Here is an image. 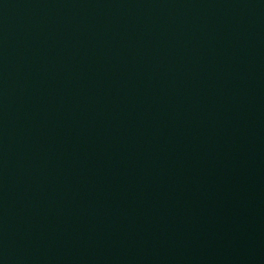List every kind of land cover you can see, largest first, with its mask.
<instances>
[{
  "label": "water",
  "instance_id": "1",
  "mask_svg": "<svg viewBox=\"0 0 264 264\" xmlns=\"http://www.w3.org/2000/svg\"><path fill=\"white\" fill-rule=\"evenodd\" d=\"M0 264H264V0H0Z\"/></svg>",
  "mask_w": 264,
  "mask_h": 264
}]
</instances>
